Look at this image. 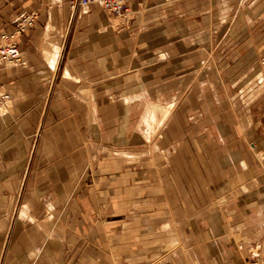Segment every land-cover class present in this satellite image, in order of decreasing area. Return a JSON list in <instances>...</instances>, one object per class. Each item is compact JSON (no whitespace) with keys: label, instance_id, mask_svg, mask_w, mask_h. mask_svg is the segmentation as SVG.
Wrapping results in <instances>:
<instances>
[{"label":"crops","instance_id":"0c3cea01","mask_svg":"<svg viewBox=\"0 0 264 264\" xmlns=\"http://www.w3.org/2000/svg\"><path fill=\"white\" fill-rule=\"evenodd\" d=\"M70 1H23L38 18L20 36L25 64L9 71L22 96L9 121L42 119L32 93L54 79L74 91L43 118L57 125L38 172L56 193L88 188L72 193L59 237L13 229L7 264H239L264 254V0H127V22ZM17 12L0 9V33Z\"/></svg>","mask_w":264,"mask_h":264},{"label":"rangeland","instance_id":"374dc122","mask_svg":"<svg viewBox=\"0 0 264 264\" xmlns=\"http://www.w3.org/2000/svg\"><path fill=\"white\" fill-rule=\"evenodd\" d=\"M23 1L24 0H0V9L5 6H9L12 7L15 12L18 11L10 17L11 23L9 24L12 25L11 29H13L5 31H13L15 26L14 21L20 18V16L24 13H36V19L34 21L35 25L38 18V11L35 9H21V6L24 4ZM72 1L73 0L70 1L71 8ZM78 9L85 12L89 10L87 7H80ZM132 12V16L130 18L128 17L129 19L116 17L108 12H106V14H109L115 20L122 21L123 19L125 21L132 19L134 15L133 9ZM4 15L7 16L6 14ZM1 24L2 23H0V25ZM5 31L0 33V39L1 35L5 33ZM17 39L20 45V37H17ZM24 60L25 59L22 55L20 62H16L15 64L6 62V64L0 65V264L3 261H5L4 264H7L8 256H11L10 252L12 247H10L9 242L11 243L13 240V237L11 238L13 229L23 231L33 230L29 233L33 234V236H28V239L31 240H35L37 237L36 231L39 229H45V233L52 232L51 238L53 239L57 236L59 237V228L63 225H67L68 212L71 210L72 213V211H74V206L76 205L71 198L72 193L81 192V190L88 188L87 185L84 186L85 188L79 186L69 187L67 193L66 187H59L60 190L58 188L59 191L56 193L55 187L50 188L40 185V183H43L40 180V176L43 175V172H38V168L44 167L45 169L47 167L39 164V160H41L40 154H44L42 150L47 147L45 141L48 136L47 132H52L54 129L53 126L57 125L54 122L55 120H52V122L51 119L46 120L43 118L46 114L49 116L60 114L59 107L53 106L52 104L50 107V103L53 98L61 101L63 99L66 100L69 95L74 94V91L68 90L67 88L57 89L55 83L59 80L57 79V81H55L54 79V90L52 88L49 92L43 91L37 92L36 94L32 93V95L36 98L40 96L43 97V107L41 106V109L37 108L35 110V116L38 118L42 115V119L9 121L12 117L16 116L14 115L15 112L13 108L16 104L15 101H17V99H21L22 97L16 95V93L11 90L9 83V71L12 67L17 68L25 64L26 60ZM163 103L166 104L167 101H163ZM66 108L70 112L74 109L73 107ZM71 129L74 132L77 131V129ZM117 138H119L120 141V136ZM62 143L63 140L60 139V143L58 145L62 147ZM107 155L109 156L110 153H107L106 156ZM200 164L202 165V161ZM33 184L37 186L39 184V187L36 188ZM26 204L28 205V209L26 210V214L22 216L20 213L23 212L22 210ZM35 217H38V219L40 218V221L36 220ZM260 254L263 253H255L253 255Z\"/></svg>","mask_w":264,"mask_h":264},{"label":"built area","instance_id":"2783aa9c","mask_svg":"<svg viewBox=\"0 0 264 264\" xmlns=\"http://www.w3.org/2000/svg\"><path fill=\"white\" fill-rule=\"evenodd\" d=\"M98 3L106 12L115 15L116 17H124L129 19L132 16V9L128 5L127 0H73L72 8H86L92 3ZM36 13H24L20 18L14 21V30L11 32L5 31L0 39V65L20 62L22 54L20 52L19 41L17 37L24 35L34 26ZM129 17V18H128ZM239 264H264V255H253L245 259Z\"/></svg>","mask_w":264,"mask_h":264},{"label":"bare ground","instance_id":"6f19581e","mask_svg":"<svg viewBox=\"0 0 264 264\" xmlns=\"http://www.w3.org/2000/svg\"><path fill=\"white\" fill-rule=\"evenodd\" d=\"M165 113H166V111H165Z\"/></svg>","mask_w":264,"mask_h":264}]
</instances>
